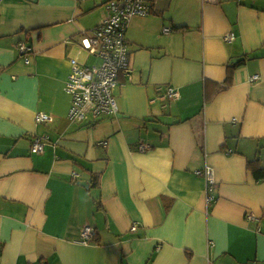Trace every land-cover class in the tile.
<instances>
[{
	"label": "crops",
	"instance_id": "0c3cea01",
	"mask_svg": "<svg viewBox=\"0 0 264 264\" xmlns=\"http://www.w3.org/2000/svg\"><path fill=\"white\" fill-rule=\"evenodd\" d=\"M117 1L0 0V264H264V0H144L118 113L74 123L70 60L100 63L79 43Z\"/></svg>",
	"mask_w": 264,
	"mask_h": 264
},
{
	"label": "built area",
	"instance_id": "2783aa9c",
	"mask_svg": "<svg viewBox=\"0 0 264 264\" xmlns=\"http://www.w3.org/2000/svg\"><path fill=\"white\" fill-rule=\"evenodd\" d=\"M110 14L79 43L80 48L100 58L98 65H81L75 59L70 60L71 71L65 82L64 91L70 96L68 119L74 123H96L101 119L115 116L118 113L117 104L113 96V89L118 84L119 74L130 78L129 45L125 38L129 21L134 17H143L148 13L144 0H118L109 4ZM164 28L163 33H168ZM233 36L226 35L230 42ZM23 52L27 48L19 44ZM258 79L255 75L251 80ZM165 96L177 98L178 93L172 88L165 91ZM51 117L38 113L36 123H47ZM235 122V120H233ZM44 142L35 139L31 144V152L42 153ZM140 150L147 146L140 145ZM205 180V200L210 204L213 200L216 182L210 167L196 171ZM134 229V227L132 228ZM94 234L90 226L81 230L80 242H87Z\"/></svg>",
	"mask_w": 264,
	"mask_h": 264
},
{
	"label": "rangeland",
	"instance_id": "374dc122",
	"mask_svg": "<svg viewBox=\"0 0 264 264\" xmlns=\"http://www.w3.org/2000/svg\"><path fill=\"white\" fill-rule=\"evenodd\" d=\"M81 61L85 60L87 62L88 65L94 64L97 61L95 60V58L93 57H88V55L86 53H82V55L80 56Z\"/></svg>",
	"mask_w": 264,
	"mask_h": 264
},
{
	"label": "water",
	"instance_id": "95a60500",
	"mask_svg": "<svg viewBox=\"0 0 264 264\" xmlns=\"http://www.w3.org/2000/svg\"><path fill=\"white\" fill-rule=\"evenodd\" d=\"M81 186H84L85 187L86 185L81 184Z\"/></svg>",
	"mask_w": 264,
	"mask_h": 264
}]
</instances>
